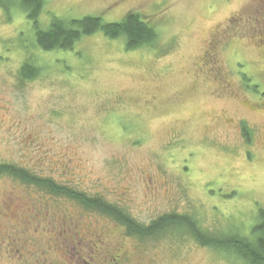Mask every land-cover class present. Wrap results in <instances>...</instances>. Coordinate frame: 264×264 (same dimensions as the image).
Listing matches in <instances>:
<instances>
[{
    "label": "rangeland",
    "instance_id": "rangeland-1",
    "mask_svg": "<svg viewBox=\"0 0 264 264\" xmlns=\"http://www.w3.org/2000/svg\"><path fill=\"white\" fill-rule=\"evenodd\" d=\"M129 13L156 29L154 44L129 51L98 32L47 52L18 1L0 6V163L143 225L178 213L251 237L264 211V0H45L39 20L46 30L53 17ZM31 61L42 73L22 80ZM0 264L244 263L188 236L129 237L112 218L1 176Z\"/></svg>",
    "mask_w": 264,
    "mask_h": 264
},
{
    "label": "trees",
    "instance_id": "trees-1",
    "mask_svg": "<svg viewBox=\"0 0 264 264\" xmlns=\"http://www.w3.org/2000/svg\"><path fill=\"white\" fill-rule=\"evenodd\" d=\"M17 1L26 12L28 19L36 26L37 44L43 51L71 50L84 36H91L98 32H102L110 39L124 37L129 51L152 45L158 39L156 29L137 13H129L124 21L117 23H104L100 17H85L69 22L53 17L49 27L43 30L39 19L45 0H0V6L8 12ZM41 73L42 68L31 61L21 66L19 76L26 81L39 77ZM244 78L246 81L249 80L247 76ZM243 135L248 143L251 142L252 131L245 125ZM1 176L17 180L51 197L74 201L89 212L112 218L125 228L129 237L148 240L166 234L181 238L188 236L198 245L232 254L244 264H264V211L260 213L261 220L253 228L251 237L242 236L238 232H210L202 227L196 217L178 213L166 214L149 225H143L117 205L110 204L100 197H89L85 193L59 184L54 179L41 176L27 168L0 163Z\"/></svg>",
    "mask_w": 264,
    "mask_h": 264
},
{
    "label": "flooded vegetation",
    "instance_id": "flooded-vegetation-1",
    "mask_svg": "<svg viewBox=\"0 0 264 264\" xmlns=\"http://www.w3.org/2000/svg\"><path fill=\"white\" fill-rule=\"evenodd\" d=\"M263 20H264V17H261V16H260V17H259V21H260L261 24H263L262 29H263V31H264V21H263ZM262 21H263V22H262ZM263 31H262V32H263ZM263 34H264V33H263Z\"/></svg>",
    "mask_w": 264,
    "mask_h": 264
}]
</instances>
